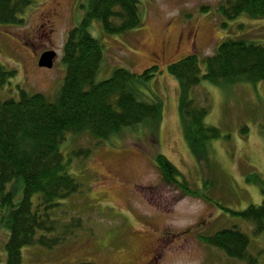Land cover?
Listing matches in <instances>:
<instances>
[{
  "label": "rangeland",
  "instance_id": "rangeland-1",
  "mask_svg": "<svg viewBox=\"0 0 264 264\" xmlns=\"http://www.w3.org/2000/svg\"><path fill=\"white\" fill-rule=\"evenodd\" d=\"M138 1L143 16L138 29L112 35L101 22H94L92 34L104 54L98 80L110 78L119 67L142 73L157 64L156 76L139 88L145 100L162 102L161 119L109 139L67 134L61 149L66 159L71 158L69 171L83 188L62 202L67 212L62 219L68 223L80 218L82 228L54 249L25 246L23 264H249L202 239L231 227L249 237V253L257 258L256 264H264V233L256 234L253 222L233 213L263 201L260 187L247 178L264 177V80L228 85L203 80L195 88V103L208 108L206 123L221 131L208 143V156L200 158L184 136L180 86L169 72L171 64L190 54L201 61L212 56L227 39L264 44V18L244 14L226 19L219 7L234 0ZM89 2L32 0L22 16L24 26L0 25V63L17 70L0 87V101L19 99L21 90L56 99L66 76L64 44L83 20ZM52 12L53 31L46 37L50 28L44 19ZM47 49L58 54L52 68L39 66ZM79 149L91 153L74 155ZM161 154L206 199L167 182L156 164ZM23 188L22 179H15L6 190L14 192L17 203ZM4 212L0 204V218ZM9 238L10 231L0 224V264H7Z\"/></svg>",
  "mask_w": 264,
  "mask_h": 264
},
{
  "label": "trees",
  "instance_id": "trees-1",
  "mask_svg": "<svg viewBox=\"0 0 264 264\" xmlns=\"http://www.w3.org/2000/svg\"><path fill=\"white\" fill-rule=\"evenodd\" d=\"M32 0H0V25L22 27V17ZM219 11L229 20L244 14L264 18V0H234L221 4ZM95 21L108 34H125L143 25L138 0H90L81 23L70 30L64 44L66 76L55 100L43 93L21 90L19 99L0 101V204L6 212L0 224L10 231L7 264H23L22 249L39 245L54 249L76 236L82 220L65 223L63 201L81 192L83 185L69 169L62 144L67 134L91 135L109 139L124 129L151 122L162 116L161 101H147L139 86L154 78L157 64L142 73L119 67L105 80H98L103 61V45L92 34ZM202 63L205 64L203 71ZM179 82V112L184 136L195 157L206 155L208 143L221 136L219 128L206 123L208 108L195 103L193 93L205 80L216 85L257 84L264 80V44L245 38L223 41L212 56L199 59L190 54L169 66ZM17 70L0 63V87L15 77ZM90 150L79 149L86 157ZM156 164L164 179L193 197L205 198L193 189L179 168L165 155ZM23 181V196L17 203L7 184ZM248 182L257 184L263 194L260 205L252 204L233 213L251 221L256 234L264 233V177L251 174ZM38 195L37 200L35 197ZM60 214V216L58 215ZM67 222V221H66ZM203 241L222 250L228 257L256 264L249 253L250 239L236 227L222 229ZM80 264H92L91 262Z\"/></svg>",
  "mask_w": 264,
  "mask_h": 264
},
{
  "label": "water",
  "instance_id": "water-1",
  "mask_svg": "<svg viewBox=\"0 0 264 264\" xmlns=\"http://www.w3.org/2000/svg\"><path fill=\"white\" fill-rule=\"evenodd\" d=\"M57 57V52L55 50H49L44 52L39 59V66L52 68Z\"/></svg>",
  "mask_w": 264,
  "mask_h": 264
},
{
  "label": "flooded vegetation",
  "instance_id": "flooded-vegetation-1",
  "mask_svg": "<svg viewBox=\"0 0 264 264\" xmlns=\"http://www.w3.org/2000/svg\"><path fill=\"white\" fill-rule=\"evenodd\" d=\"M55 15H56V13L52 12L49 16L45 17V19H44V21H46V23L49 24V28H50V32L48 34H46V37H49L50 33L53 31V29H52V20L55 17ZM49 50H52V49H47L45 51H49Z\"/></svg>",
  "mask_w": 264,
  "mask_h": 264
}]
</instances>
